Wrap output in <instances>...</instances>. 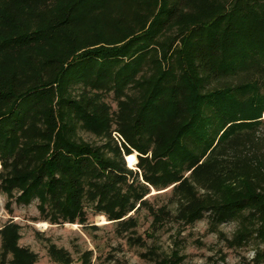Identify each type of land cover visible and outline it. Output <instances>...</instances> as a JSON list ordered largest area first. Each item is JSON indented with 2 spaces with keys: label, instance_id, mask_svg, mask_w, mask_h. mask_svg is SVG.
I'll use <instances>...</instances> for the list:
<instances>
[{
  "label": "trees",
  "instance_id": "obj_1",
  "mask_svg": "<svg viewBox=\"0 0 264 264\" xmlns=\"http://www.w3.org/2000/svg\"><path fill=\"white\" fill-rule=\"evenodd\" d=\"M238 71L264 73V0H0L6 207L36 200L49 224L81 225L87 201L108 221L134 227L124 217L145 204L149 188L172 186L175 221L192 225L205 213L214 227L236 220L229 245L254 235L262 247L253 261L263 264L264 160L219 158L264 116L263 78L210 86ZM109 93L114 112L103 101ZM77 128L105 142L79 140ZM131 153L134 173L124 163ZM150 214L154 234L168 211ZM19 230L13 222L0 229V264L36 263L18 246ZM47 255L71 264L53 244ZM181 260L173 252L155 264Z\"/></svg>",
  "mask_w": 264,
  "mask_h": 264
},
{
  "label": "rangeland",
  "instance_id": "obj_2",
  "mask_svg": "<svg viewBox=\"0 0 264 264\" xmlns=\"http://www.w3.org/2000/svg\"><path fill=\"white\" fill-rule=\"evenodd\" d=\"M248 74L250 77L238 71L233 78L221 79L218 84L214 81L210 86L220 88L224 81L237 85L246 81L244 77H249L247 78L249 81L264 79V73L249 71ZM103 101L108 104L111 112L116 110V99L112 93L105 95ZM261 119L260 126L248 136L240 134L242 135L240 144L230 142L227 154H220L219 158L224 157L232 162L243 154L264 160V116ZM75 133L77 139L94 146H101L105 142V139L96 138L80 128H77ZM112 140L119 144L114 133ZM204 160L205 158L202 159ZM124 163L127 169L133 173L137 172L135 153L124 156ZM189 173H183V177H188ZM128 178L129 182L135 180L134 175ZM138 182L143 185L139 175ZM190 182L200 194L206 190L193 177L190 178ZM144 199L145 204L139 208L136 205L137 209L124 217L125 220L128 217L132 219L134 227L108 221L105 215L95 210V204L87 201L83 202L85 213L83 224L51 225L38 213L36 200L26 206L16 205L10 200V206L7 208L9 200L0 192V229L9 222L17 224L20 228L18 246L28 249L37 256L35 264H56L47 255L49 244L65 250L70 256L71 264H82L85 253H90L88 264H155L158 258L170 257L173 252L182 257L178 264H256L253 261L254 253L262 246L254 235L247 244L229 245L237 230L236 220H227L214 227L210 224L211 217L205 213L192 225H182L174 218L179 199L172 192V186L164 190L149 188ZM161 207H164L168 214L162 217L160 228L153 234L150 228L152 222L150 211ZM139 237L143 240L142 243L135 241ZM145 253H148L149 257H143Z\"/></svg>",
  "mask_w": 264,
  "mask_h": 264
}]
</instances>
